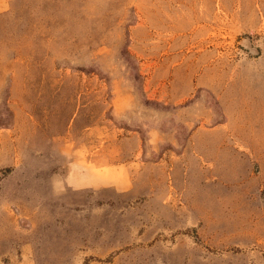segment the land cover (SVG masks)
Here are the masks:
<instances>
[{
	"label": "rangeland",
	"instance_id": "obj_1",
	"mask_svg": "<svg viewBox=\"0 0 264 264\" xmlns=\"http://www.w3.org/2000/svg\"><path fill=\"white\" fill-rule=\"evenodd\" d=\"M0 264H264V0H0Z\"/></svg>",
	"mask_w": 264,
	"mask_h": 264
}]
</instances>
